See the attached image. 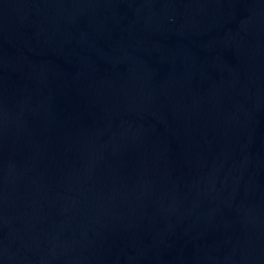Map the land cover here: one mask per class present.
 Instances as JSON below:
<instances>
[{"label": "water", "instance_id": "1", "mask_svg": "<svg viewBox=\"0 0 264 264\" xmlns=\"http://www.w3.org/2000/svg\"><path fill=\"white\" fill-rule=\"evenodd\" d=\"M0 264H264V0H0Z\"/></svg>", "mask_w": 264, "mask_h": 264}]
</instances>
